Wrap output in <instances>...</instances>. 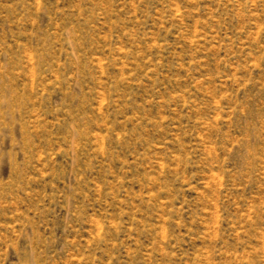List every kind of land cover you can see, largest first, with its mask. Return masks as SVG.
Returning a JSON list of instances; mask_svg holds the SVG:
<instances>
[{
	"label": "rangeland",
	"instance_id": "obj_1",
	"mask_svg": "<svg viewBox=\"0 0 264 264\" xmlns=\"http://www.w3.org/2000/svg\"><path fill=\"white\" fill-rule=\"evenodd\" d=\"M0 264H264V0H0Z\"/></svg>",
	"mask_w": 264,
	"mask_h": 264
}]
</instances>
